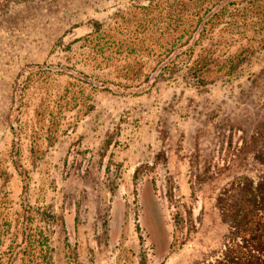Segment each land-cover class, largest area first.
Listing matches in <instances>:
<instances>
[{
  "label": "rangeland",
  "instance_id": "rangeland-1",
  "mask_svg": "<svg viewBox=\"0 0 264 264\" xmlns=\"http://www.w3.org/2000/svg\"><path fill=\"white\" fill-rule=\"evenodd\" d=\"M151 1L17 0L0 14V264L223 250L221 190L264 175V46L249 41L264 43V0L174 62L172 0Z\"/></svg>",
  "mask_w": 264,
  "mask_h": 264
},
{
  "label": "trees",
  "instance_id": "trees-1",
  "mask_svg": "<svg viewBox=\"0 0 264 264\" xmlns=\"http://www.w3.org/2000/svg\"><path fill=\"white\" fill-rule=\"evenodd\" d=\"M16 1L0 0V14L8 11ZM244 2L248 4L232 8L233 5ZM254 2L255 0H172V18L169 24L172 26V44L170 48L163 47V51L172 55L174 62L179 56L178 51L186 54L192 52L207 34L229 16L232 18L228 24L240 28L234 18L251 15ZM152 3L149 0L143 7L149 8ZM261 13L255 14L256 17L260 18ZM249 41L264 46L262 38L252 36ZM246 57L247 55L240 56L238 59L242 61ZM199 79L203 77L199 76ZM256 158L264 164V143ZM218 207L223 219L229 222L230 233L219 255L197 264H264V175L258 178L243 176L227 183L219 194Z\"/></svg>",
  "mask_w": 264,
  "mask_h": 264
}]
</instances>
